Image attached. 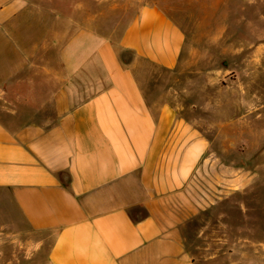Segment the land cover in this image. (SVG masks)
<instances>
[{
	"label": "crops",
	"instance_id": "obj_1",
	"mask_svg": "<svg viewBox=\"0 0 264 264\" xmlns=\"http://www.w3.org/2000/svg\"><path fill=\"white\" fill-rule=\"evenodd\" d=\"M0 1V219L48 264H212L185 228L261 185L264 164L227 159L258 139L247 86L170 83L189 37L152 0H110L109 32L100 0Z\"/></svg>",
	"mask_w": 264,
	"mask_h": 264
},
{
	"label": "rangeland",
	"instance_id": "obj_2",
	"mask_svg": "<svg viewBox=\"0 0 264 264\" xmlns=\"http://www.w3.org/2000/svg\"><path fill=\"white\" fill-rule=\"evenodd\" d=\"M51 1L70 5L84 3L86 12L92 3L98 2ZM100 1L103 29L112 31L110 20L127 4ZM152 1L174 17L189 37L186 69L177 71L169 82L177 78L175 83L180 84L182 93L190 89L198 100L204 98L205 91L225 97L228 91L215 90L229 83L240 89L238 94H243L241 89L247 86L249 101L259 102L258 139L250 143L253 146L239 147L242 151L239 155L230 145L227 159L228 162L238 159L248 168L255 162L264 164V0ZM210 70L220 71L212 74L213 81L208 77ZM236 95L237 92L229 90V96L236 98ZM215 175V172L205 174L212 183H215ZM260 179L256 196L251 189L242 194H229L212 210L188 222L185 236L197 258L212 264H264V170ZM6 222L0 219V264H48L46 249L41 252L35 249L37 244L33 238L36 235H21Z\"/></svg>",
	"mask_w": 264,
	"mask_h": 264
}]
</instances>
